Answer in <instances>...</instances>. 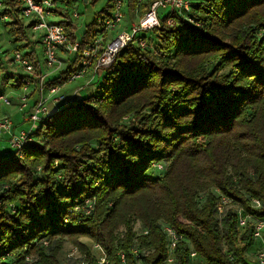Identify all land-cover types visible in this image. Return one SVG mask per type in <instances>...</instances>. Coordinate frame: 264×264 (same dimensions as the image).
<instances>
[{"label": "trees", "instance_id": "1", "mask_svg": "<svg viewBox=\"0 0 264 264\" xmlns=\"http://www.w3.org/2000/svg\"><path fill=\"white\" fill-rule=\"evenodd\" d=\"M154 1L126 0L125 13L143 16ZM5 4L12 19L2 25L7 23L16 43L28 40L32 24L23 22L18 0ZM191 4L186 16L192 21L159 11L161 25L140 32L118 52L92 83L98 81L96 92L60 103L31 131L33 140L21 156L4 152L0 256L16 251L21 262L31 254L33 264L60 263L56 255L67 237L90 264H98L97 254L79 242L86 237L103 247L111 264H138L131 253L135 246L152 250L145 264H165L166 222L183 237L174 248V264H194L192 250L204 264H257L246 255L253 227L239 235L237 213H221L219 204L225 197L264 219V0ZM69 8L55 11L66 17L59 23L70 41L82 38L81 46L47 77L48 87L65 84L80 68L97 16L112 15L107 0L79 37ZM24 53L39 69L37 47ZM12 78L9 84L18 92L27 78L39 81L20 72ZM160 163L165 171L151 175ZM138 221L146 233H136Z\"/></svg>", "mask_w": 264, "mask_h": 264}, {"label": "built area", "instance_id": "2", "mask_svg": "<svg viewBox=\"0 0 264 264\" xmlns=\"http://www.w3.org/2000/svg\"><path fill=\"white\" fill-rule=\"evenodd\" d=\"M125 1L126 0H110L112 15L106 16L105 14L103 16H97L92 30V33L95 34V36L82 50L80 68L70 76L66 83L87 78L88 73L93 67L95 73L98 75L104 70L110 68L114 63L118 52L131 43L137 34L161 25L159 15V11L161 10L168 11V15H171V13L176 11L181 16L192 21V19L189 16H186V14L190 12L193 0H156L151 4L150 9L143 16H138L139 18H137L136 22L132 24L130 29L121 30L116 33L117 27L124 19L126 11ZM139 1L142 2L144 0ZM18 2L21 5L20 15L25 23L32 24V29L34 31H41L40 43L44 59V65L42 66L41 64L38 69L32 58L27 56L20 49H16L14 51L13 62L23 69L24 74L32 75L35 79L39 80V85L32 84L31 80L27 78L26 84L23 86L22 91H20L21 93L12 91L9 96L5 93L0 94V105L4 104L6 106H11L13 104V99L16 98L19 101L20 109L25 112L28 111L26 114V121L30 122L32 125L29 129L18 130L9 116L0 117V138L3 137V139H6L9 143L10 149H13V151L17 152V155L21 156V151L33 140L31 137V131L36 127L38 122L40 123L53 112L57 111L60 103L64 102L65 104H71L79 98L78 94L82 88L74 90L72 94H67L61 92V85L48 87L46 79L52 74L48 75V73L42 70V67L45 66L49 73L55 74L59 72L66 64L65 57H63L62 54L68 53L70 56L77 53L81 46L82 38H77L74 42L70 41L65 26L57 21L49 20L50 17L56 16L53 12L57 5L56 0H18ZM6 7L5 0H0V25L5 21L10 20V16L4 12ZM74 16L78 17V13L75 12ZM168 23L173 25L175 23L174 19L170 17ZM137 41L142 47L146 46V41L143 38H138ZM94 76H96V74H94ZM34 90H37V93L39 94V97L35 100L32 99L31 96ZM51 105L53 107H50ZM87 202L91 208L92 203L90 201ZM253 204L259 207L261 206V202L258 199H254ZM74 210H78V207ZM244 216V218L242 216L238 218L239 223L237 229L239 235H242L252 226L254 230V238H262L264 233V219L255 218L247 213ZM248 218L254 219L252 224L249 223ZM166 234L170 236L168 249H172V252H174V248L183 237H181V235H179L171 226L166 229ZM41 243L45 247L50 245V241L47 239H42ZM94 249L99 251L97 254L98 264H111L105 250L100 244L94 243ZM131 253L137 256L136 250L131 249ZM119 256L121 261L125 263V253L120 252ZM191 259L193 261L199 259L197 252L194 250L191 251ZM173 260L174 256H170L167 261ZM199 261L201 264H204L202 260ZM256 261L258 264H264V244L256 255ZM33 263L34 257L31 254H27L24 257L23 262L18 259V252L16 251L5 252L0 256V264ZM52 264L90 263L88 256L85 253H82L77 246H72L70 250L65 253L64 261Z\"/></svg>", "mask_w": 264, "mask_h": 264}, {"label": "rangeland", "instance_id": "3", "mask_svg": "<svg viewBox=\"0 0 264 264\" xmlns=\"http://www.w3.org/2000/svg\"><path fill=\"white\" fill-rule=\"evenodd\" d=\"M88 1H89V3L86 6L84 0H58V1L56 0L57 5L55 6V8L58 7L62 11L63 9L65 10L66 6H69L70 12L72 11L73 16H74L75 12L78 13V17L74 16L73 18L75 19V22L77 24L74 35L77 34L79 37H82L83 30L86 29L85 24L89 23L92 20V17L95 15V13L97 11L101 10V8L106 3V0H98V1L88 0ZM53 12L56 14V16L50 17L49 20H54V21L59 22L60 19L66 18L63 15L60 16L59 14H62V13H60V12L57 13L55 11V9L53 10ZM138 16H140V12L137 10L134 12L131 11V12L125 13L123 22L117 27L116 33L120 32L121 30L130 29L132 24L136 22L137 18H139ZM11 19H12V17L10 16V20ZM23 22H24V20H23ZM9 29H10V27L7 26V23H6V26L0 25V94L4 93L6 91V88H7V90H9L11 88L9 83L11 82V80L14 79V78H12V76L15 73H19V72L24 73L23 69L13 62L14 51L16 50L17 45L20 46L18 49H20L23 52H25L26 50L28 51L33 46L37 47L39 57L42 60L41 64H42V66L44 65L43 51H42V46L40 43L41 31H39V30L34 31L31 28V29H29V32H28V36H29V38L27 37L28 40H25L24 42H17L16 43L14 41V38H13L14 34L12 32H10ZM32 40L36 41V42L32 43ZM62 55H63V57H65L64 58L65 61H66L67 57H72V55L69 56L68 53H64ZM43 68L45 69V71ZM42 70L44 72H48V75L53 74V73H49L48 69L45 66L42 67ZM227 70H228V68L224 71H227ZM94 74H96V76H94ZM98 76L99 75L97 73H95L94 67H93L90 70V72L88 73L87 78H84L82 80H76V81L70 82V83L68 82V83L61 85V87H62L61 92H64V93L70 92L69 94H72L74 92V90H78V89L82 88V90H80V92L78 94V97L79 98L86 97V96L90 95L91 93L96 92L97 87H98V81L96 82L97 84H92V83H95V80H97V79L100 80V78H98ZM38 85H39V81H38ZM10 91L11 90L6 91L5 94H7V96H9ZM20 91H22V90H20ZM34 92L37 93V90H34L33 93ZM20 93H18V94H20ZM14 100L15 101L11 106H6L4 104L0 105V117H3L4 115L9 116L15 124L16 123V117L14 116V114H12V112L16 113L17 111H19L20 104H17L18 100L16 98H14ZM20 112L24 113L25 111L22 112L20 110ZM131 116L133 117V114H131L130 117ZM124 119H125L126 123H129V120H128L129 116H126ZM38 125H39V122L36 126H38ZM24 126L27 127V126H29V124L25 123ZM2 138H0V140ZM5 146H6V142L0 143V149H2ZM12 151H13V149H12ZM5 158H6L5 155L1 151L0 152V160L5 159ZM160 164L163 168L161 166H160V168L154 166L153 168H151L149 173L151 175H154V176H158L161 173H163V171H165V169L167 167L163 163H160ZM14 181H17V183H18L19 180H14ZM212 191L214 193L220 195L219 190L213 189ZM205 196H206L205 193H202L200 195V198H199L200 203H202L205 200ZM229 208H232L237 213L238 218L240 216H242L243 218L245 217L244 215L246 213L238 205L234 204L233 202L229 201L228 199H225V197L222 198V200L219 204V211L221 213H223ZM248 221H249V223L252 224L254 219L248 218ZM161 226H162L163 231L166 233V229L170 225L167 224L166 222H162ZM122 229L123 228H121L120 231ZM135 231L138 235L144 234L147 232L146 228H144L143 224L140 221L136 222ZM240 231H241V229H240ZM239 237L240 236H238V238ZM64 239L66 240V242L64 243L63 248L56 255V258H58L61 261H64L65 252L68 248L71 247V244H72L71 240H68L67 237H65ZM78 239H79V242L81 241L82 243H86L87 245H89V247L93 250V253H95V254L99 253V251L97 249H94L93 241H91L90 239H88L86 237H81ZM169 239H170V236L167 235L168 242H169ZM263 244H264V233L262 235V238H254V244L251 246V248H249L247 250L246 255L250 259L255 260L256 255H257L259 249L262 247ZM132 250L137 251L138 264H145L144 256L152 251V250H140L136 246L133 247ZM169 251H170V256L173 257L172 249H169ZM174 263L175 262L173 260V261H167L165 264H174ZM194 264H201V263H200L199 259H195Z\"/></svg>", "mask_w": 264, "mask_h": 264}, {"label": "crops", "instance_id": "4", "mask_svg": "<svg viewBox=\"0 0 264 264\" xmlns=\"http://www.w3.org/2000/svg\"><path fill=\"white\" fill-rule=\"evenodd\" d=\"M107 1V0H106ZM88 3H89V1L88 0H85V5L87 6L88 5ZM92 19H93V17H92ZM38 56H39V53H38ZM39 59H40V57H39ZM41 60V59H40ZM44 69V68H43ZM44 71H45V69H44ZM46 73H48V72H46ZM9 90H12V91H14L12 88H10ZM9 90H7V88H6V91H9ZM5 91V92H6ZM12 91H10V92H12ZM18 92V91H17ZM70 92H67V94H69ZM39 97V94L38 93H33V95H32V99H37ZM33 100V101H34ZM32 103V102H31ZM17 104H19V103H17ZM50 107H53L52 105L50 106ZM20 106H19V111H17L16 113L14 112H12V114H14V116L16 117V123H15V126H16V128L18 129V130H20V129H29L32 125H31V123L30 122H28V121H26V115L24 114V113H21L20 112ZM22 112L24 111V110H21ZM22 114V115H21ZM4 116H6V115H4ZM3 116V117H4ZM25 123H27V124H29V126H27V127H25L24 126V124ZM1 142H6V146L5 147H3L2 149H0V152L2 151L3 152V154H4V152H6L7 150H11L10 149V146H9V143H8V141L7 140H5V139H1L0 140V143ZM254 244V243H253ZM252 260V259H251ZM252 261H254V262H256L257 263V261H256V258H255V260L253 259ZM258 264V263H257Z\"/></svg>", "mask_w": 264, "mask_h": 264}]
</instances>
